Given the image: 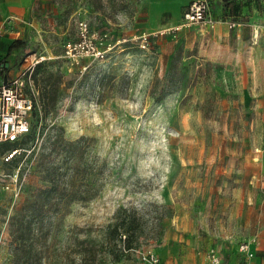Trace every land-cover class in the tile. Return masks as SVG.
Listing matches in <instances>:
<instances>
[{"label": "rangeland", "instance_id": "rangeland-1", "mask_svg": "<svg viewBox=\"0 0 264 264\" xmlns=\"http://www.w3.org/2000/svg\"><path fill=\"white\" fill-rule=\"evenodd\" d=\"M190 2L36 9L11 65L16 77L45 57L26 70L37 101L30 133L0 145V264H13L16 250L32 264H81L78 242L116 223L137 227L132 248L125 236L99 238L95 264H197L210 247L239 264L240 241L254 235L264 252V0H208L205 23L146 49L123 41L137 27L157 35L180 25ZM81 20L113 46L103 61L84 60L85 71L63 58ZM43 157L54 184L92 198L41 222L24 206L51 185Z\"/></svg>", "mask_w": 264, "mask_h": 264}, {"label": "built area", "instance_id": "built-area-1", "mask_svg": "<svg viewBox=\"0 0 264 264\" xmlns=\"http://www.w3.org/2000/svg\"><path fill=\"white\" fill-rule=\"evenodd\" d=\"M209 14L210 3L208 0H191L180 25L169 31H160L157 35H150L142 28L137 27L133 34L123 41L135 42L141 49H146L151 45L150 42L155 36L167 32L175 37L184 25L205 23ZM234 26L236 24L232 23L231 27ZM77 35L75 41H69L65 44L63 51V58L71 67L78 66L85 71L88 66L83 64L84 60L103 61L106 59L107 53L113 49L109 42V33L92 30L84 20L77 24ZM44 60L45 57L35 58L26 70L36 67ZM26 70L15 78L0 82V145L20 142L31 131V115L36 109L37 101L34 94L26 92ZM18 152V149L7 152L6 160H12ZM257 244V236L239 243L238 253L241 259L239 264H254L258 256ZM157 262L156 259L155 263ZM197 264H226V261L221 251L210 247L201 256ZM258 264H264V258Z\"/></svg>", "mask_w": 264, "mask_h": 264}, {"label": "trees", "instance_id": "trees-1", "mask_svg": "<svg viewBox=\"0 0 264 264\" xmlns=\"http://www.w3.org/2000/svg\"><path fill=\"white\" fill-rule=\"evenodd\" d=\"M23 45V41L15 40L9 47V52L21 48ZM38 68L41 67L39 64ZM44 99V96H43ZM52 103H55L56 99L53 97H49ZM44 110L46 111V102L43 103ZM47 112V111H46ZM41 171L44 173L43 179H47L51 185L46 186L44 188H37L33 193V200L27 201L24 210L28 211L32 220L36 219L38 221H43V219L47 215L51 214H65L69 211V205L73 200L78 199L79 201H88L92 197L88 195L89 191L80 190L79 192L72 189H68L67 187H60L54 184V180L50 179L55 173V168L51 165H48L45 162V157L42 159V163L40 165ZM53 178V177H52ZM65 200V201H64ZM64 201V203H62ZM62 204V205H61ZM132 225L126 226L125 224L116 223L112 226L111 229H100L98 231L97 237L88 236L86 239L78 242L80 247L78 253L81 256V264H95L96 263V249L99 244V238L102 242H107L111 244L112 241L118 239V236H125L124 243L127 249L132 248V236L136 234L137 227L133 228ZM133 230V231H132ZM30 231V226L27 229ZM25 256V257H24ZM31 255L25 252H19L16 250L13 253V264H32L30 262Z\"/></svg>", "mask_w": 264, "mask_h": 264}, {"label": "crops", "instance_id": "crops-1", "mask_svg": "<svg viewBox=\"0 0 264 264\" xmlns=\"http://www.w3.org/2000/svg\"><path fill=\"white\" fill-rule=\"evenodd\" d=\"M36 9H55L53 0H0V35L3 41V48L0 50V61L3 60V64L0 66V74L3 75L0 81L15 78L11 65L15 64L13 56L18 49L10 53L9 47L15 40H21L32 27H36ZM257 238L258 256L254 264H258L264 258L260 239L258 236ZM236 254L239 256L238 250ZM232 258V256H226V264H232Z\"/></svg>", "mask_w": 264, "mask_h": 264}]
</instances>
